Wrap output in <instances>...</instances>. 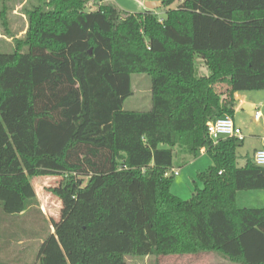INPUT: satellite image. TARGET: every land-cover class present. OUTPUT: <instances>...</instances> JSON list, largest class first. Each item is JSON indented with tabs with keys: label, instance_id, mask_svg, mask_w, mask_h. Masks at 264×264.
Returning <instances> with one entry per match:
<instances>
[{
	"label": "trees",
	"instance_id": "16d2710c",
	"mask_svg": "<svg viewBox=\"0 0 264 264\" xmlns=\"http://www.w3.org/2000/svg\"><path fill=\"white\" fill-rule=\"evenodd\" d=\"M37 2L24 38L0 52V264L28 234L17 222H38L34 181L50 176L74 201L39 244V264L204 254L264 264V208L236 204L238 192L264 191L258 150L240 166L244 141L214 144L207 132L235 117V94L264 91V0H161L137 14L111 0ZM195 55L227 67L198 79ZM135 75L152 80L149 111L124 109ZM177 147L212 159L187 201L166 177Z\"/></svg>",
	"mask_w": 264,
	"mask_h": 264
},
{
	"label": "rangeland",
	"instance_id": "374dc122",
	"mask_svg": "<svg viewBox=\"0 0 264 264\" xmlns=\"http://www.w3.org/2000/svg\"><path fill=\"white\" fill-rule=\"evenodd\" d=\"M116 6L123 11L137 14L147 10L146 4L157 3L158 6L161 0H111ZM37 0H0V13L5 8L6 14L4 16V27L0 26V52L10 53L15 49L14 40H21L24 38L28 31V17L27 11H30L32 7L37 5ZM173 7H176L175 5ZM98 8L95 5L88 6L87 12H95ZM159 18H163L165 11L158 9ZM2 20L0 19V24ZM195 60V75L200 79L202 76L203 66L201 60L197 55L194 56ZM214 60L209 62L210 81L213 80L212 68L219 65L214 64ZM220 65L224 68L227 67L226 62H221ZM205 72V70H203ZM133 80V95L130 97L124 105V109L127 111H149L152 106L151 87L152 80L146 75L132 76ZM214 86L218 91L220 97V86L214 82ZM255 95H260L261 100L254 101L257 108L264 114V91H251ZM243 98L247 93H239ZM245 94V95H244ZM221 98V97H220ZM244 118L249 122L248 127L244 128L247 139L245 143L239 147V160L240 166L244 165V154L252 152L251 144H257L260 138H264V117L260 121H256L254 117H251L249 113L243 111L242 108L235 112V119L243 124ZM243 120V121H242ZM245 126V125H244ZM249 129V130H248ZM255 135H251V133ZM166 147V146H164ZM174 168L180 171V175L173 179L171 186L172 193L181 198L182 200H190L193 193L196 190L195 185L201 187V183L198 180V171H205L212 165V159L207 153H201L198 157L192 158L187 156L181 151L179 147L174 149ZM199 159H203L200 160ZM206 160H209L210 164H206ZM205 162V164H203ZM87 182V180H85ZM35 191L37 192L39 205V213L35 215L38 217V222L33 218H28L17 222H24L20 226L27 229L28 234L22 236L19 241H13L8 246L5 254L2 256V264H39L36 262V254L39 248V244L43 241L45 236L49 232H54L56 225L60 223L65 215L69 213L70 207L74 201L73 193L67 186L61 177H45L38 178L34 181ZM236 204L239 208L251 209V208H264V191L250 190V192H238L236 197ZM6 226H10L7 224ZM44 228L42 231L41 227ZM10 228V227H8ZM128 264H231L229 261L222 259L218 255L204 254L198 257L191 256H167L161 258L155 257H131L125 258Z\"/></svg>",
	"mask_w": 264,
	"mask_h": 264
},
{
	"label": "built area",
	"instance_id": "2783aa9c",
	"mask_svg": "<svg viewBox=\"0 0 264 264\" xmlns=\"http://www.w3.org/2000/svg\"><path fill=\"white\" fill-rule=\"evenodd\" d=\"M219 93L221 97L220 104L224 105L226 101H228V96L224 94V92L222 91H220ZM253 113H254L253 117L256 121H260L263 118V114L257 108V105H255V109ZM207 132L209 139L214 144H217L222 140H229L231 138H235L239 142H243L246 139L244 135V131L242 130V128L237 126L234 117H232L231 115L215 119L212 122H208ZM254 160L258 166L264 167V140H263V146L261 149H259L256 152ZM171 174L177 177L180 175V171L177 169V170H173L172 172H167L166 177H169ZM220 174H222V172Z\"/></svg>",
	"mask_w": 264,
	"mask_h": 264
},
{
	"label": "crops",
	"instance_id": "0c3cea01",
	"mask_svg": "<svg viewBox=\"0 0 264 264\" xmlns=\"http://www.w3.org/2000/svg\"><path fill=\"white\" fill-rule=\"evenodd\" d=\"M157 6H158V4H157ZM203 60V61H202ZM202 60H201V65L204 67L203 68V70H205V72L202 70V77H207V78H209V72L211 71L210 70V67L205 63V60L202 58ZM221 66V65H220ZM219 66V67H220ZM214 68H217V67H214ZM236 96H235V99H236V101L238 102V106L236 107V109H235V112L238 110V109H240V108H242V106H243V104H248V103H251V104H254V105H256L255 104V102L254 101H256V100H261V97H260V95H255V94H253V93H251V92H248L247 94H246V96L245 97H243V98H241L240 97V94L238 93V94H235ZM245 95V94H244ZM244 111V110H243ZM262 113V112H261ZM263 114V113H262ZM251 117H253V115H250ZM263 117H264V114H263ZM234 119H235V117H234ZM243 121V120H242ZM235 122H236V124H237V126H239L240 128H242V130L244 131V128H249L248 127V125H249V122L248 121H246L245 120V118H244V122H242V124H243V127H242V125H240V123L235 119ZM245 125V126H244ZM249 130V129H248ZM245 132V131H244ZM244 135H245V137H246V139H247V134L246 133H244ZM251 135H255V134H253V132L251 133ZM246 139H245V141H246ZM263 140H264V138H260V141L257 143V144H255V143H252L251 144V147H252V152L254 151V150H259V149H261L262 148V146H263ZM245 141H244V143H245ZM243 143V144H244ZM202 153H206L205 151H203ZM249 153H251V152H249ZM249 153H245L244 154V158H245V156H247V155H249ZM200 160H203V159H199V161ZM244 162H245V160H244ZM203 164H205V162L203 163ZM206 164H210L209 163V160H206ZM199 172H201V171H198V173Z\"/></svg>",
	"mask_w": 264,
	"mask_h": 264
},
{
	"label": "water",
	"instance_id": "95a60500",
	"mask_svg": "<svg viewBox=\"0 0 264 264\" xmlns=\"http://www.w3.org/2000/svg\"><path fill=\"white\" fill-rule=\"evenodd\" d=\"M147 6V10H151V11H155V9H157L159 6H157V3H148L146 4ZM242 109L249 113L250 115H254V109H255V105L248 103V104H243Z\"/></svg>",
	"mask_w": 264,
	"mask_h": 264
}]
</instances>
